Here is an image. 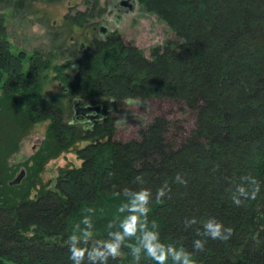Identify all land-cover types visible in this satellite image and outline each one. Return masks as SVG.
<instances>
[{
	"label": "trees",
	"instance_id": "16d2710c",
	"mask_svg": "<svg viewBox=\"0 0 264 264\" xmlns=\"http://www.w3.org/2000/svg\"><path fill=\"white\" fill-rule=\"evenodd\" d=\"M134 2L172 39L150 46L145 58L117 32H106L90 38L73 67H53L69 99L99 106L97 118L76 114L86 120L81 127L78 119L65 120L56 99L40 97L47 60L35 52L23 71L25 53L9 51L0 13V264H73L67 241L76 223L90 216L96 238L104 239L108 223L120 215L124 197L118 192L141 186L155 192L165 182L170 198L153 203L149 214L165 243L191 251L200 226L185 229L184 219L215 217L234 234L227 242L209 239L196 264H264V0ZM81 3L84 10L62 17L67 33L73 27L90 30L89 21L103 11L98 0ZM138 98L181 103L194 114V127L174 148L163 140L168 121L162 117L140 128L138 139L115 141L109 113ZM44 120L42 143L30 158L35 171L10 184L13 168L6 158ZM67 150L80 164L58 169L49 189L36 175L41 163ZM177 173L187 186L174 183ZM246 174L261 181V193L237 207L228 189ZM137 175L143 185L133 183ZM122 253L108 264H135L129 249ZM140 264L154 262L143 258Z\"/></svg>",
	"mask_w": 264,
	"mask_h": 264
},
{
	"label": "rangeland",
	"instance_id": "374dc122",
	"mask_svg": "<svg viewBox=\"0 0 264 264\" xmlns=\"http://www.w3.org/2000/svg\"><path fill=\"white\" fill-rule=\"evenodd\" d=\"M8 1V0H7ZM118 0H98L102 5L101 15L89 21L93 24L89 29L71 28L68 33L61 28L62 17L72 15L75 11L84 10L81 0H23L22 5L15 6V0L10 2L0 1V13L5 20L9 51L25 53L23 71L27 67L26 58L38 52L43 60H47L48 66L40 73L41 92L40 97L56 99L64 108V118L71 124L81 127L85 124L84 118H78L74 114L75 108H82L79 103L69 99L67 89L61 80L56 78L53 67L63 63H69L73 67L74 59L81 50L88 45L91 37L98 38L99 26L107 28V32H117L123 44H131L141 50L145 58L148 57L149 47L160 44L164 39H169L170 33L164 25L155 20L152 15L139 10L134 2L131 11L115 12ZM118 15V18L113 16ZM172 39V38H171ZM69 75L68 70H62L61 75ZM83 104V102H82ZM116 111L109 114L113 116L114 131L112 139L125 142L128 139H138L137 131L145 127L153 118H164L168 126L162 134L163 140L174 148L181 143L187 133L194 127V114L184 108V105L167 99H127L121 102ZM93 107V106H92ZM84 114V113H83ZM98 114V113H97ZM95 112H87L86 117H93ZM80 122V123H79ZM47 120L33 124L27 134L18 140L16 151L6 158V166H11L13 172L10 175L13 181L18 176L20 180L35 171L34 159L31 156L42 143ZM84 145L77 142L76 147ZM80 164L72 150L62 151L57 156L51 157L41 163V169L36 174L42 184L49 189L53 187L57 170L74 168ZM9 182V181H8ZM123 253H121L122 257Z\"/></svg>",
	"mask_w": 264,
	"mask_h": 264
},
{
	"label": "clouds",
	"instance_id": "9594fccd",
	"mask_svg": "<svg viewBox=\"0 0 264 264\" xmlns=\"http://www.w3.org/2000/svg\"><path fill=\"white\" fill-rule=\"evenodd\" d=\"M134 184L143 185L145 179L137 175ZM174 183L187 186L188 181L177 173ZM262 183L251 174L242 175L228 189L230 200L237 206H243L249 200L257 199L261 193ZM171 187L163 183L155 192L147 187H125L117 195L124 197L118 208L120 215L107 225V237L96 238L95 224L90 216L74 225L73 234L67 241L70 260L73 264H108L121 256L122 249H129V255L140 264L143 258L154 264H196L195 255L203 252L208 240L227 242L234 234V229L225 226L215 217L200 220L197 217L184 219L185 229L196 228L197 239L192 243V250L175 243H165L161 239L159 226L155 220L149 219L153 203L160 204L170 198ZM91 211V210H89ZM81 224L84 227H81Z\"/></svg>",
	"mask_w": 264,
	"mask_h": 264
},
{
	"label": "water",
	"instance_id": "95a60500",
	"mask_svg": "<svg viewBox=\"0 0 264 264\" xmlns=\"http://www.w3.org/2000/svg\"><path fill=\"white\" fill-rule=\"evenodd\" d=\"M119 4H123L124 7H125V10H123L124 12H127V11H131L132 8H133V5H134V0H120ZM98 32L99 34L102 36L104 35L106 32H107V28L104 27L103 25L99 26V29H98ZM80 110L76 109L74 110V114H77L78 112L79 113H87V112H95V115L93 117H90V119H94V118H97L98 116V111H99V106L97 105H93L92 106H83L82 108H79ZM20 176H18L16 179H14L13 181L10 182V184H14V183H17L18 179H19Z\"/></svg>",
	"mask_w": 264,
	"mask_h": 264
},
{
	"label": "flooded vegetation",
	"instance_id": "af4514ba",
	"mask_svg": "<svg viewBox=\"0 0 264 264\" xmlns=\"http://www.w3.org/2000/svg\"><path fill=\"white\" fill-rule=\"evenodd\" d=\"M120 0H118V2L116 3V5L114 6L116 9H115V12H123V10H125V7L123 4H119ZM113 16H115V18H118V15L114 14Z\"/></svg>",
	"mask_w": 264,
	"mask_h": 264
}]
</instances>
